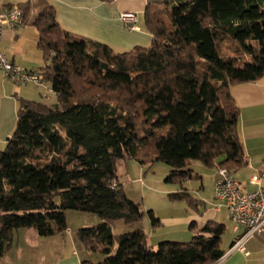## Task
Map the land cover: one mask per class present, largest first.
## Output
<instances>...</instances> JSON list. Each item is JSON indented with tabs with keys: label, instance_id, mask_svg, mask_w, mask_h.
Returning a JSON list of instances; mask_svg holds the SVG:
<instances>
[{
	"label": "trees",
	"instance_id": "trees-1",
	"mask_svg": "<svg viewBox=\"0 0 264 264\" xmlns=\"http://www.w3.org/2000/svg\"><path fill=\"white\" fill-rule=\"evenodd\" d=\"M16 7L37 31L38 72L56 103L18 100L0 150V258L19 230L63 233L71 210L99 218L76 233L85 252L104 255L96 264H218L225 228L214 221L188 243L161 241L155 250L141 230L113 235L110 223L143 216L116 169L152 159L169 168L166 182L180 184L194 177L193 162L231 175L247 166L231 88L264 76V0H149L150 45L122 52L63 30L47 0ZM170 196L194 202L186 192Z\"/></svg>",
	"mask_w": 264,
	"mask_h": 264
},
{
	"label": "crops",
	"instance_id": "crops-1",
	"mask_svg": "<svg viewBox=\"0 0 264 264\" xmlns=\"http://www.w3.org/2000/svg\"><path fill=\"white\" fill-rule=\"evenodd\" d=\"M27 1L0 0V7H16ZM47 1L53 6L60 27L72 34L106 44L117 52L150 45L151 35L143 18L149 0H113L110 4L99 0ZM121 13L136 14L135 30L124 26L119 19ZM37 37L34 27L22 23L13 31L5 32L0 48L13 64L28 65L25 58L30 59L37 54ZM46 86L45 89L42 88L44 93L50 91ZM231 94L239 110L236 131L247 158V166L232 176L245 190L253 191L257 187L250 183L253 175L261 177V186H264V76L254 83L232 87ZM201 177L200 175L199 179ZM212 177L215 185L219 179L218 174L215 172ZM211 194L210 200L201 198L202 204L199 207L204 208L202 214L190 215L184 220L189 224L195 222V229L199 230L207 221L222 224L225 228V220L221 214L224 212L228 217L226 208L214 199V188ZM196 232L195 230L194 234ZM243 233V228L234 231L232 224L227 245L221 244L225 254L219 264H264V233L243 243L247 255L238 251L230 252L232 244ZM75 242L64 232L51 237H39L33 230L22 229L15 233L14 243L0 258V264H81L84 260L74 250L77 249ZM68 251L70 252L67 253ZM82 254L85 253L82 251Z\"/></svg>",
	"mask_w": 264,
	"mask_h": 264
},
{
	"label": "rangeland",
	"instance_id": "rangeland-1",
	"mask_svg": "<svg viewBox=\"0 0 264 264\" xmlns=\"http://www.w3.org/2000/svg\"><path fill=\"white\" fill-rule=\"evenodd\" d=\"M38 51L37 49V54L30 59L25 58L26 62L29 63L28 65L17 64L16 66L26 71H38L44 66L41 52ZM224 52L225 54L229 53L225 49ZM248 62H250V59L247 56L244 57L243 63ZM46 87L50 89L49 84ZM42 88L32 83L26 85L15 84L7 80L0 70V150L5 148L6 139L14 131L19 99L42 102L48 106L56 103V97L52 91L44 93ZM45 95L46 98H44ZM151 160L145 159L142 164L134 160H125L117 164L116 174L121 188L129 200L140 205L143 216L138 222L133 224H124L122 221L110 223L112 233L113 235H120L137 229L141 230L146 236L148 245L153 250L161 242L157 240L188 243L193 238L195 231L193 232L189 228V223L184 220L190 215L197 216L202 214L204 208L199 207V204H202V197L209 200L211 198V192L215 186L212 175L215 172L217 173L216 168L214 166L206 167L200 162H193L189 166L194 176L192 179L180 184L170 183L166 182V177L170 171L169 168L162 162H152ZM200 175L202 176L201 179L198 178ZM181 191L188 193L194 202L191 203L188 199H171L170 195ZM149 211L152 212L155 218L160 220L159 226H151L148 216ZM225 215L222 212L221 217L225 220V231L221 238V244L223 245H227L231 237L233 224ZM65 218L67 229L64 233L76 241L77 249L74 250L78 256L82 257L83 260L91 261L93 264L103 260V254L84 252L76 237L79 229L96 226L100 222L99 218L94 214L71 210L65 212ZM195 230L198 231V229ZM115 249L116 243H114L111 253H114ZM82 251L85 253L84 255Z\"/></svg>",
	"mask_w": 264,
	"mask_h": 264
},
{
	"label": "built area",
	"instance_id": "built-area-1",
	"mask_svg": "<svg viewBox=\"0 0 264 264\" xmlns=\"http://www.w3.org/2000/svg\"><path fill=\"white\" fill-rule=\"evenodd\" d=\"M119 19L127 29H136V14L121 13ZM21 24L20 9L0 7V42L6 31H13ZM0 70L7 80L15 84L32 83L43 88L46 86L38 71L22 70L9 61L1 48ZM215 168L219 179L215 182L214 199L226 208L234 231L238 228L244 229V233L232 244L230 252L238 251L247 255L243 243L255 235L264 233V186H261V177L251 176L250 183L257 187L253 191H247L225 168Z\"/></svg>",
	"mask_w": 264,
	"mask_h": 264
}]
</instances>
